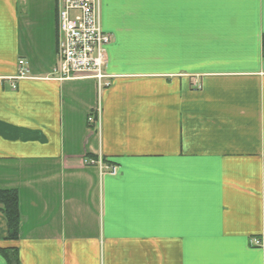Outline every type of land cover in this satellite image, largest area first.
Wrapping results in <instances>:
<instances>
[{"label":"crops","instance_id":"obj_1","mask_svg":"<svg viewBox=\"0 0 264 264\" xmlns=\"http://www.w3.org/2000/svg\"><path fill=\"white\" fill-rule=\"evenodd\" d=\"M57 4L0 0V190L21 217L10 243L0 211V248L21 264H264V0H100L101 91L53 77Z\"/></svg>","mask_w":264,"mask_h":264},{"label":"built area","instance_id":"obj_2","mask_svg":"<svg viewBox=\"0 0 264 264\" xmlns=\"http://www.w3.org/2000/svg\"><path fill=\"white\" fill-rule=\"evenodd\" d=\"M100 0H58L56 11V67L52 75L57 80L71 79L78 75L93 78L98 90L107 87L109 77L104 73L107 64V47L111 36L104 33L100 26ZM19 61L18 78L28 73ZM96 118L100 109L95 110ZM94 116V117H95ZM89 116L87 122L94 124L95 119ZM98 121V120H97ZM85 164L98 170L99 175H114L116 166L106 164L101 157L85 161ZM253 247H263L264 238L250 241Z\"/></svg>","mask_w":264,"mask_h":264},{"label":"trees","instance_id":"obj_3","mask_svg":"<svg viewBox=\"0 0 264 264\" xmlns=\"http://www.w3.org/2000/svg\"><path fill=\"white\" fill-rule=\"evenodd\" d=\"M264 42V37H263ZM0 211L6 221V241L16 243L19 237L20 212L18 193L14 190H0ZM0 256L6 264H21L17 248L12 246L0 248Z\"/></svg>","mask_w":264,"mask_h":264}]
</instances>
